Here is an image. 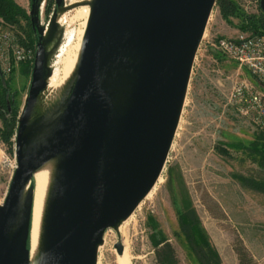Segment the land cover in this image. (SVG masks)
<instances>
[{
  "label": "water",
  "instance_id": "obj_1",
  "mask_svg": "<svg viewBox=\"0 0 264 264\" xmlns=\"http://www.w3.org/2000/svg\"><path fill=\"white\" fill-rule=\"evenodd\" d=\"M215 2L94 0L63 114L45 142L24 150L23 133L45 88V49L39 40L17 125V166L0 206V264H27L31 194L10 236L11 227L33 171L57 155L62 166L42 264H95L105 230L131 214L162 170ZM61 4L55 0L58 8ZM34 6L33 0L32 11ZM260 8L264 12V0ZM124 59L136 63V81L127 108L119 113L104 89L103 73ZM115 249L121 253V244Z\"/></svg>",
  "mask_w": 264,
  "mask_h": 264
},
{
  "label": "rangeland",
  "instance_id": "obj_2",
  "mask_svg": "<svg viewBox=\"0 0 264 264\" xmlns=\"http://www.w3.org/2000/svg\"><path fill=\"white\" fill-rule=\"evenodd\" d=\"M52 1L47 18V0H35L33 11L31 0H26L24 9L41 42L44 32L50 33L49 47L45 50V79L58 74L66 55L80 42L79 34L80 38L83 36L82 48L94 3V0H62L60 7H72L56 22L58 7ZM233 1L240 7L246 4L245 0ZM83 3L91 4L86 25L78 15ZM0 20L10 26L3 31L11 30L19 44L26 47L25 22L20 20L13 25ZM239 27L237 19L224 22L213 6L192 62L162 172L163 183L151 200L140 203L133 215L134 223L127 229L132 264H162L157 254L163 245L169 246L175 264H198L179 228L178 217L182 214L191 215L218 264H264V190L240 182L244 178L264 184V158L251 151L254 144H264V133L237 113L228 100L236 82L245 80L257 89L262 87L245 68L226 59L210 45L217 38L234 37ZM29 49L34 57L37 49ZM27 64L30 63L18 64L7 74L0 64V71L9 83L8 100L14 101L17 107V123L10 145L0 137L10 158L14 157L17 125L31 84L33 62L30 71L23 69ZM6 170L0 165V206L10 184ZM122 240L111 227L106 229L96 264H115V245ZM160 242L163 244L155 248Z\"/></svg>",
  "mask_w": 264,
  "mask_h": 264
},
{
  "label": "bare ground",
  "instance_id": "obj_3",
  "mask_svg": "<svg viewBox=\"0 0 264 264\" xmlns=\"http://www.w3.org/2000/svg\"><path fill=\"white\" fill-rule=\"evenodd\" d=\"M86 3L88 2H85V4ZM85 4L78 15L80 18L85 20L84 24L86 25L90 12L89 7L91 4ZM71 7L68 6L58 8L56 22L61 21L65 17L66 13L71 9ZM80 36L81 34H79L78 37V41L80 40V42L75 44L73 49L62 61L58 74L55 76L46 77V79L44 78L45 88L35 99L26 129L23 133V136L26 137L24 150L45 142L55 130L61 115L63 114L76 77L81 42L83 38V36L82 38H80ZM49 40L50 33L49 31H45L42 40L45 50L49 47ZM135 81L136 63L134 60L124 59L117 64L109 66L104 71L103 86L104 89L109 92L112 99V105L117 112L121 113L127 108L130 102V96L133 92ZM165 163L155 183L148 193L138 202L131 214L122 219L115 226L111 227V230H114L117 234L119 233L123 239L121 241L122 252L115 254V264H132L131 261L134 258L129 252L127 229L134 223L133 215L140 207V203H142L144 200H151L157 189L162 185V172ZM61 166L62 155L53 157L33 171L32 178L24 187L19 209L11 227L10 236L16 228L25 199L29 194H31L32 207L27 264H42V258L46 249V227L50 206ZM31 185L33 186L32 189ZM102 244L103 241L97 245L96 254L102 248ZM96 263L97 259L95 261V264Z\"/></svg>",
  "mask_w": 264,
  "mask_h": 264
},
{
  "label": "built area",
  "instance_id": "obj_4",
  "mask_svg": "<svg viewBox=\"0 0 264 264\" xmlns=\"http://www.w3.org/2000/svg\"><path fill=\"white\" fill-rule=\"evenodd\" d=\"M260 1L250 0L247 2L245 0V6L239 7L247 16L258 17L262 12ZM3 28H10V26L0 20V64L3 72L9 73L18 64H32L34 57L31 50L19 44L11 30L3 31ZM210 45L226 59L234 62L240 68H245L260 83L262 89H257L245 80L236 82L228 95V100L237 113L264 133V35L240 30L234 37L217 38ZM0 165L3 169H7L9 184L17 163L14 157L10 158L5 154L1 142Z\"/></svg>",
  "mask_w": 264,
  "mask_h": 264
},
{
  "label": "trees",
  "instance_id": "obj_5",
  "mask_svg": "<svg viewBox=\"0 0 264 264\" xmlns=\"http://www.w3.org/2000/svg\"><path fill=\"white\" fill-rule=\"evenodd\" d=\"M32 3L33 0H31V5ZM52 4V0H47L45 9L46 18L49 15V10ZM215 7L217 8L219 15L224 22L230 23L231 19H237L240 22L239 28L241 31L256 35H264V12H261L260 16L258 17L247 16L242 13V11L239 9V6L233 0H216ZM0 18L13 25L18 24L20 20L24 21L28 28V42L26 47L28 49L37 47L41 36L37 34L35 27L31 22V17L23 8L17 5L14 0H0ZM31 68L32 66L30 64L24 65L23 67V69H26V71H30ZM8 93V80L4 79V76L0 71V120L3 126V129L0 131V137L4 143L10 145V138L13 135L14 128L17 123V107L14 101L8 100ZM251 148V151L255 153V155L260 156L262 159L264 158V144L260 146L254 144ZM222 152L226 153V151ZM240 182L243 185L264 190L263 183H256L244 178H240ZM32 187L33 186L31 185V189ZM178 223L180 231L198 264H218L217 257L208 248L206 242L195 228L193 220L191 219V215H180L178 217ZM28 228L30 231V226ZM161 244H163V242L157 243L155 248ZM162 248L163 249L159 250L160 252L157 254L162 264H175L169 251V246L163 245ZM26 249L29 251V236L27 237L26 241Z\"/></svg>",
  "mask_w": 264,
  "mask_h": 264
},
{
  "label": "crops",
  "instance_id": "obj_6",
  "mask_svg": "<svg viewBox=\"0 0 264 264\" xmlns=\"http://www.w3.org/2000/svg\"><path fill=\"white\" fill-rule=\"evenodd\" d=\"M18 1V3H17V5H19L21 8H23V9H25V2H26V0H17Z\"/></svg>",
  "mask_w": 264,
  "mask_h": 264
}]
</instances>
